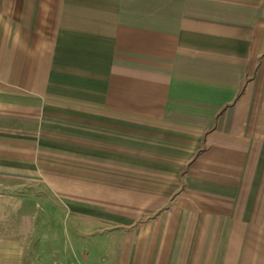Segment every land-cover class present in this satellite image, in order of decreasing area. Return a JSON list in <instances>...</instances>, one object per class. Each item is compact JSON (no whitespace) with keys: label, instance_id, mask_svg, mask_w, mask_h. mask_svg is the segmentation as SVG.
Wrapping results in <instances>:
<instances>
[{"label":"crops","instance_id":"1","mask_svg":"<svg viewBox=\"0 0 264 264\" xmlns=\"http://www.w3.org/2000/svg\"><path fill=\"white\" fill-rule=\"evenodd\" d=\"M0 264H264V0H0Z\"/></svg>","mask_w":264,"mask_h":264}]
</instances>
